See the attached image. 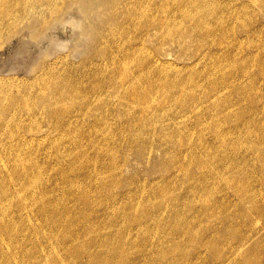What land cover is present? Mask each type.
<instances>
[{
  "label": "bare ground",
  "instance_id": "1",
  "mask_svg": "<svg viewBox=\"0 0 264 264\" xmlns=\"http://www.w3.org/2000/svg\"><path fill=\"white\" fill-rule=\"evenodd\" d=\"M232 1L0 0V34L21 27L28 32L27 38L37 41L55 28L52 26L63 19L66 6L72 4L81 12L83 37L90 41L87 55L79 63L65 59L41 63L35 77L39 80L37 98L25 101L30 116L36 109L31 110L32 105L44 112L51 133L57 136L54 140L51 136L52 141L42 145L49 134H33L32 128L30 136H23L19 117L15 122L0 116V264H40L42 258L55 252L56 262L71 264L77 250L86 249L84 254L95 256L97 253H91L95 247H107L129 257V262L119 258L116 264H139L130 250H124L131 246L140 251L141 239L151 242L153 253L175 255L180 247L184 253L181 264L209 261L210 253L215 260L223 255V241L229 240L231 232L222 235L216 230L219 221L210 220L213 209H229L224 199L228 189L240 204L251 203L255 209L262 203L264 190V118H260L264 115V82H259L260 78L264 80V32L261 28L249 29L245 21L244 26L236 25L238 20L249 18L246 7L264 11V0H246L238 6L234 2L239 0ZM237 29L247 34V52ZM151 37L156 42L155 53L163 55L166 46L176 44L182 51L195 48L193 57L197 60L179 66L171 59L155 57L148 45ZM167 39L171 44H166ZM255 42L258 44L250 52ZM197 63L201 67L196 68ZM167 120L174 124L169 131L161 126ZM31 121L42 122L36 115L30 117ZM152 129L160 132L161 153L155 167L168 176L156 179L159 184L148 192L138 185L135 193L144 192L140 207L130 202L122 215L124 219L141 212L133 222L144 228L143 237L139 241L137 236L131 237L134 228L123 225L120 243L104 242L100 229L112 218L106 213L113 210L111 200L117 197L112 189H117L116 182L121 185L123 177L117 159L116 144L120 140L115 143L113 135L117 131L133 134V141L121 140L131 148L135 143L142 146L143 132ZM233 134L240 139H229ZM66 143L76 145L69 147ZM33 144L40 146H29ZM46 150H52L47 153L48 161H38V153L46 154ZM152 151L149 148L144 155L140 149L138 155L145 159ZM176 175H180L179 181ZM55 176L60 177L59 191L52 187ZM69 205L77 209H67ZM74 213L82 214L80 221ZM204 221L211 229L205 235L201 234ZM114 235L112 231L110 236ZM153 235L159 239L157 245L150 240ZM190 240L199 241L205 253H186ZM43 243H49L53 250L46 253ZM66 249L71 252L66 254ZM244 250L231 248L224 253L225 259L215 264L226 260L256 264ZM153 253L142 251L149 260ZM97 256L94 264H106L102 253ZM167 258L171 261L154 264H175L179 260Z\"/></svg>",
  "mask_w": 264,
  "mask_h": 264
},
{
  "label": "rangeland",
  "instance_id": "2",
  "mask_svg": "<svg viewBox=\"0 0 264 264\" xmlns=\"http://www.w3.org/2000/svg\"><path fill=\"white\" fill-rule=\"evenodd\" d=\"M42 1H47V0H42ZM245 1L246 0H239L238 2L235 1L234 3L237 4V6H238L241 3H244ZM224 2L229 4V2H233V1L232 0H224ZM75 7L72 4L67 5L65 8V11H64L66 13H64L63 19L59 20L57 22V24L52 26L55 28L51 27L52 28L51 30H49V31H47V33L43 34V37L41 36L38 39L39 41L37 39H36L37 41H35V38L32 41V37L29 36L28 38H29L30 43L29 42L25 43L28 40L27 35H29V34H28V32H26V30L24 33L21 30V27H19V29L13 27L15 30L13 28H11L10 31L8 30L9 34L6 32L0 34V36H1L0 37V45H1V47H0V113H1V115L0 116L2 117V119L4 118L3 119L4 121L12 120V121L16 122L19 119V121H21L20 124L24 126V127H22L23 129L21 130V133H20L23 136H30L31 131H29V130H33L32 128L35 129V130H33L34 132L32 131L33 134L37 133V132H40L42 135H45L46 133H47L46 135L49 134L47 136V138H45V140L43 141L42 145H48L49 142L54 140L57 136L55 133L54 134L51 133L52 126L50 125L49 122H47L46 118L44 117V115H43L44 112L38 111L39 109H37V107L32 105L31 110H33L34 108H36V109H34L31 116L32 115L33 116L36 115V117L40 116V119L42 121V122L39 121L38 123L36 122V124H35L34 121L30 122L31 116H30V114L26 113L24 105H25V101L28 100V98H30V99H33V98L36 99L37 98V92H38V90H37L38 86L37 85H38L39 80H37V78H36L37 81H35V77H37L36 75H38L40 73V70L42 69L41 63L44 64V62L47 63L48 61L51 63V62H55L56 60L58 62H60L63 59L72 61L74 63H79L81 61V58L83 59L87 55V47H88V44H90V41L83 37V18L81 20V12L78 8H77V10H75ZM245 10L246 11L249 10L250 16H249V18H243V19L238 20L237 24H236L237 27H240L239 25L244 26V21H245L247 23L249 29H253V28L260 29L261 28V30L264 32V11L261 12L257 8L252 9V6L246 7ZM72 22H73V24H72ZM77 25L80 28L77 27ZM11 30L13 31L14 34L11 32ZM19 33L22 35V37H21V35L20 36L16 35ZM236 34H237L238 38L240 39V41L243 43V47H244L243 51L247 52L249 49V47H248L249 46V44H248L249 39H247L248 37H247L246 32H243V31L237 29ZM4 35H6V36H4ZM7 35H9V36H7ZM16 36H18V39H16ZM5 37L6 38L9 37V38L6 39ZM30 37H31V39H30ZM21 38H23L24 40H22ZM152 38L153 37L150 38V42L148 45L150 46V52L152 51L151 53H153L151 55H154L155 57H162V58L164 57V58L171 59V60L175 61V63H177L179 66L183 65V64L192 63V62H195L197 60V58L193 57L195 52H196L195 48L189 47L188 49H185L182 51V49H180V47H178L176 44L173 47L166 46V48L163 51V55L159 54V53H155L156 42L154 40H152ZM11 39H12V41H11ZM257 39L258 38H256V40ZM7 40L11 43H7L8 42ZM15 40H17V41H15ZM19 40H20V42H18ZM43 40H45V41H43ZM34 41L37 44V46L34 43ZM262 41L264 44V34L262 36ZM21 42H22V45H21ZM31 42H33V43H31ZM1 43L3 44V46ZM6 43L8 45H6ZM166 44H171V41L167 39ZM257 44L258 43L255 42L254 43L255 46H253V45L250 46V47H252L250 52H254ZM45 45L47 47L48 46H51V47L46 48ZM77 46L79 48L78 51L76 48ZM85 46H86V48H85ZM2 47H3V49H1ZM262 47L263 46L261 45V49H262ZM22 48L25 50H23ZM74 48H75V51H74ZM41 51H42V53H41ZM75 53H77V54H75ZM85 53H86V55H85ZM40 54L41 55L43 54V55L41 56ZM50 54H52V55H50ZM48 55H50V56H48ZM13 59H15V60H13ZM194 66H196V68L201 67L200 64H198V65L195 64ZM260 80H261V78L259 79V82H260V84H262L264 82V80L263 79L261 81ZM262 85L264 86V84H262ZM35 89L37 90V92ZM31 96H34V97L31 98ZM235 98L238 99L237 97H234V99ZM33 104H35V103H33ZM257 104L261 105L262 102H260V103L257 102ZM235 112H238V110L237 111L235 110ZM246 113H247L246 115H250L247 112V110H246ZM13 116H14V118H13ZM17 117H19V118L17 119ZM43 118H44V120H42ZM260 118L261 119L264 118V115L260 114ZM191 119L193 120V118H191ZM191 119H189V122L192 123ZM28 124H30V125H28ZM155 124L157 125V123H155ZM155 124L153 126H155ZM160 124H161V122H160ZM173 125H174L173 123L170 124V121L167 120V121H165V124H163L161 126H163V127L166 126L167 127L166 131H169V128L173 127ZM83 126L85 127V124ZM158 127L160 128L159 124L157 125V128ZM15 129L17 132L18 128L15 127ZM194 131L196 132L197 130H194ZM121 132L122 131L115 132L114 133L115 136L113 135V137L115 138V143L118 140H120L119 145L116 144V146L119 149L117 159H118L120 166L122 168V173H123L122 176L123 177H122L121 185L119 186V184L116 182V188L117 189H112V193L117 197H115L114 199L111 200V202H112L111 204H113V206H114V208H112L113 210L109 209L106 212V213L111 214L112 218L107 219L103 223L102 229H100L99 236L101 238L105 237L104 242H106L108 240H112L114 243L115 242L120 243L121 239L123 238V234L120 231V227L123 225L134 228V231H133L131 237L133 235L137 236L138 241L141 239V237H143L142 236L143 235L142 230L144 228L141 229L139 227V223L133 222V219H137L140 216L141 212L139 211V213H137L136 215H135V213H133L131 215H126V216H124V219H123L122 215L124 213V206L129 205L130 202H133L137 208L140 207L142 202H140L139 199L144 194V192L145 191L148 192L153 187L154 188L157 187V185L159 184L158 179H161L162 177L168 176L165 171L163 172L161 170H158L155 167L156 166L155 163H157V161H159L160 153H161V151L159 150V147H158V143L160 142L159 130L152 129V130L145 132V133L142 131L143 135H144V140H142L140 143L142 146H139V145L137 146L138 143H135V147L133 146L134 148L133 147L130 148L129 146H127V144H124L123 141L121 142V140H123L124 138L129 140V141L130 140L133 141L132 138L134 137V135L131 133H128V132H125V133H121ZM76 135H77V133H76ZM208 135H209V133L206 134V136H208ZM51 136L53 137V138H51L52 140H50ZM77 136H79V135H77ZM229 139H234L235 141H238L240 139V137L238 134H233V135L229 136ZM143 142H145L147 147H145V148L143 147V144H144ZM70 144L71 143H69V145H68V143H66V146L68 145L69 147H71V146L75 147V145H76L75 143H74V145L73 144L70 145ZM34 145L36 147L40 146V145H36V144L29 145V146L35 147ZM45 147L47 148V146H45ZM149 148H152V150H153L151 156L148 158L146 156L145 159H142L141 156L138 155L139 150L142 149L144 152V155H148L145 153H147V150ZM1 149H2V145H0V152H1ZM47 151L48 150H46V152H45L46 154L38 153V155H37L38 158H36V159H38V161H40V162L48 161V159H46L47 153H49L52 150H49L48 152ZM126 151H128V152H126ZM44 155H45V157H44ZM124 157H125V159L123 160ZM33 162L31 164H33ZM51 164L55 165V163L53 161H51ZM175 177H176V179H178V181L181 179L180 175H176ZM53 179L58 184L55 182L52 187H54V189L57 188L56 190L59 191L60 186H61L60 177L55 176ZM156 179L158 181H156ZM81 180H84V179L82 178ZM138 185L145 188L143 193H135L136 188H138ZM258 185L260 186V184H258ZM68 190H69V188H66V192H68ZM105 191H110V189H106ZM122 193H124V194H122ZM226 193H227V196H225L224 199H225V201H228L229 209H223L221 207L218 209H213L215 214H214V217L210 218L211 221L215 220V219H217L219 221L218 225H216V228H217L216 230L220 234H222V235L226 234L227 231L231 232L230 233L231 236H230L229 240L223 241L225 243V244H223L224 251L227 252L231 248L241 247L242 250L245 249L244 251L250 252V253L248 252V254L251 255L250 258L252 257L251 259L253 261L256 260V262H254V263L264 264V190H262V192H261L262 200H260V201L262 203L259 206V207H262L263 209H258L259 207L254 209V206H252L251 203L246 204V205L240 204L237 196L234 194V192L231 189H228V191L226 190ZM146 195H147V193H146ZM143 197H145V196H143ZM251 208H253V209H251ZM67 209H77V208L71 207V205H69L67 207ZM104 210H107V209H102L101 212H103ZM217 215L220 217V219L217 218ZM73 216L76 218L77 221H80L82 218L81 213H74ZM122 219H123V221H122ZM205 223H206V221L203 222V228L201 231V234H204V235L207 234V231L210 229L209 226H205ZM138 227H139V229H137ZM254 229L255 230L258 229V230L255 231ZM262 229H263V231H262ZM112 231L115 233L114 236H110V233ZM210 231H211V229L208 231V233ZM173 232L175 233V231H173ZM258 232H260V233H258ZM80 234H79L78 240H77L78 243H80V240L82 237V235H80ZM243 235H245V237L247 239L246 242H244ZM247 236H248V238H247ZM153 237H155V236L153 235L151 237L152 239H150V240L152 242H154L155 245H157V243L159 242V239L156 237H155L156 238L155 239ZM236 238H240V240L243 242L236 241L235 240ZM139 243H140V245H139L140 251H138V248L132 249L131 246L124 250V252L130 250V254L132 255V258L135 259L134 261L139 262V264H154V262H164L165 263V262L171 261V259H168L167 257L178 258L179 260L176 261L175 264H181V262L183 261L182 257L184 255V253L180 252V247L177 248L175 255H163V253H160V251L154 252V253H153V251H151V247H150L151 242L148 243L147 241H142V239H141L139 241ZM141 244H143V245H141ZM144 244L147 246H144ZM255 245H259V246L255 247ZM43 246L45 247V249H48L47 251L45 250L46 253L53 250V249H51V246L49 243H43ZM141 250L146 252L147 254L153 253L152 259L149 260L146 257H144L146 254L143 256ZM204 250L206 251V248H203L199 241L196 242L194 240L193 241L190 240L188 242V249H187L186 253L190 252L192 255L193 254L195 255L197 253L195 251H199V252L203 251V253H205ZM85 251H86V249H84V251L77 250V253L74 254V256L72 257L71 264H94V262H96V260L98 258L97 255L99 253H102L103 259L104 258L106 259V261H105L106 264H116L115 260H118L119 258H125V259L127 258L124 263L129 262V260H128L129 257L127 255H124L123 253H120V252H113L111 249H108L107 247L105 249L104 248L102 249L101 247L92 248L91 253L92 254L97 253L95 256H91V255L88 256V255L84 254ZM70 252H71L70 249H66V254H68ZM179 252H180L181 256L179 255ZM56 253H58V252H55L49 258H47V257H46V259L42 258V261L40 264H62V263L56 262L54 260V256L56 255ZM224 253L222 256L226 257V255H224ZM63 255H64V253L62 254V256ZM222 256L217 257V259L215 260L216 257L210 253L208 255L209 261H204L202 259V260H199L198 264H215V263L220 262V260L225 259V257L223 258ZM140 258H143V259L141 261H138ZM237 258L239 259V257H237ZM240 259H241V257H240ZM227 263L233 264L234 262L232 263V262H229V260L228 261L226 260L224 264H227ZM64 264H66V263H64Z\"/></svg>",
  "mask_w": 264,
  "mask_h": 264
}]
</instances>
